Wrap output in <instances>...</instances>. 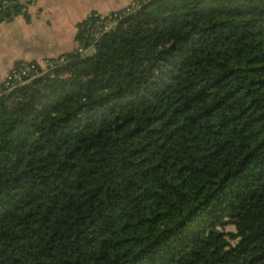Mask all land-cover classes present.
<instances>
[{
	"label": "trees",
	"instance_id": "trees-1",
	"mask_svg": "<svg viewBox=\"0 0 264 264\" xmlns=\"http://www.w3.org/2000/svg\"><path fill=\"white\" fill-rule=\"evenodd\" d=\"M136 1L0 84V264H264V0Z\"/></svg>",
	"mask_w": 264,
	"mask_h": 264
},
{
	"label": "crops",
	"instance_id": "crops-1",
	"mask_svg": "<svg viewBox=\"0 0 264 264\" xmlns=\"http://www.w3.org/2000/svg\"><path fill=\"white\" fill-rule=\"evenodd\" d=\"M136 0H34L25 15L0 21V84L20 62L41 65L73 51L78 26L91 12L110 13Z\"/></svg>",
	"mask_w": 264,
	"mask_h": 264
},
{
	"label": "built area",
	"instance_id": "built-area-1",
	"mask_svg": "<svg viewBox=\"0 0 264 264\" xmlns=\"http://www.w3.org/2000/svg\"><path fill=\"white\" fill-rule=\"evenodd\" d=\"M32 0H0V15L10 7L13 3H17L22 11H26ZM138 1L132 2L129 6L110 13L91 12L86 18L83 27L84 36L95 43L103 34L111 30L123 15L130 13L139 6ZM78 51L85 52V49L79 47ZM44 70V66L39 64ZM38 75L36 62H20L8 72L4 82L2 83L7 89L13 88L16 81L23 82L24 77L33 78Z\"/></svg>",
	"mask_w": 264,
	"mask_h": 264
},
{
	"label": "rangeland",
	"instance_id": "rangeland-1",
	"mask_svg": "<svg viewBox=\"0 0 264 264\" xmlns=\"http://www.w3.org/2000/svg\"><path fill=\"white\" fill-rule=\"evenodd\" d=\"M94 51H95V49H94V47L93 46H90V47H88L87 48V50H85V55H91V54H93L94 53ZM49 64V65H48ZM53 63H49V62H46L45 64H43V66H44V68L46 67H49L50 65H52ZM48 65V66H47ZM227 229L228 230H232L233 229V227L232 226H228L227 227Z\"/></svg>",
	"mask_w": 264,
	"mask_h": 264
}]
</instances>
